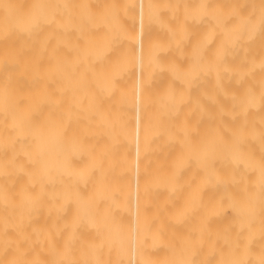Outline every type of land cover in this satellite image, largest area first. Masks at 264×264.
Masks as SVG:
<instances>
[{
    "label": "bare ground",
    "instance_id": "6f19581e",
    "mask_svg": "<svg viewBox=\"0 0 264 264\" xmlns=\"http://www.w3.org/2000/svg\"><path fill=\"white\" fill-rule=\"evenodd\" d=\"M0 264H264V0H0Z\"/></svg>",
    "mask_w": 264,
    "mask_h": 264
}]
</instances>
